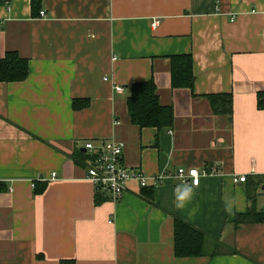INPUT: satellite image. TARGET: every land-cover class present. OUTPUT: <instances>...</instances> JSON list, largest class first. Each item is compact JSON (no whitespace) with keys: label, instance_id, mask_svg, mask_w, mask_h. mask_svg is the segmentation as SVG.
I'll list each match as a JSON object with an SVG mask.
<instances>
[{"label":"crops","instance_id":"0c3cea01","mask_svg":"<svg viewBox=\"0 0 264 264\" xmlns=\"http://www.w3.org/2000/svg\"><path fill=\"white\" fill-rule=\"evenodd\" d=\"M33 1L0 4V57L14 50L30 65L25 80L0 82V264H264V220L234 223L264 213V0H39L45 16ZM180 54L193 57L192 89L171 85ZM152 78L174 106L171 128L130 122L131 85ZM214 94H232L231 114L214 111ZM110 139L150 184L96 203L76 155ZM180 167L207 174L185 185ZM175 216L210 237L205 255L176 256Z\"/></svg>","mask_w":264,"mask_h":264},{"label":"trees","instance_id":"16d2710c","mask_svg":"<svg viewBox=\"0 0 264 264\" xmlns=\"http://www.w3.org/2000/svg\"><path fill=\"white\" fill-rule=\"evenodd\" d=\"M4 0H0V4ZM33 14L40 15V2H32ZM171 61V85L173 88H193L195 82L194 61L190 54H180L170 56ZM30 72L29 60L22 57L17 51H7L3 57H0V82H18L25 80ZM209 99L216 113L231 114L233 109L232 94H214L209 95ZM258 106L264 108V91L258 94ZM88 99H75L73 106L75 109L88 107ZM127 108L130 122L139 128H156L158 130L171 128L174 125L175 111L172 104H162L158 94V87L154 79L140 81L131 85L130 94L127 97ZM85 154L78 153L76 160L83 162L89 158ZM46 188V182L35 181L34 192L39 194ZM144 192L152 200L154 190L145 188ZM108 198L101 192H96V203H101ZM264 220V213H257L253 210H247L244 213H238L234 219L235 226L244 222H255ZM174 240L175 254L177 257H195L207 253L210 237L201 229L192 225L190 222L178 216L174 217ZM214 249L210 255L214 256L221 253L219 247L222 242L216 240ZM232 253L237 250L233 248Z\"/></svg>","mask_w":264,"mask_h":264},{"label":"built area","instance_id":"2783aa9c","mask_svg":"<svg viewBox=\"0 0 264 264\" xmlns=\"http://www.w3.org/2000/svg\"><path fill=\"white\" fill-rule=\"evenodd\" d=\"M41 16H45V10L40 11ZM158 21L154 23L157 24ZM116 91L123 93L124 88L116 86ZM126 144L123 141L110 139L96 144L94 141H88L85 144L89 158L87 160V176L94 183L96 192H101L105 197L112 200H119L125 193L128 185L136 181L142 187H148L150 177L138 168H132L124 162V151ZM207 171L201 172L198 168L180 167L176 170V176L182 184L198 186L201 177L206 175ZM209 174V173H208ZM171 175H158L156 178L161 180ZM55 178V174L53 175ZM235 182L246 181V176L234 177Z\"/></svg>","mask_w":264,"mask_h":264},{"label":"clouds","instance_id":"9594fccd","mask_svg":"<svg viewBox=\"0 0 264 264\" xmlns=\"http://www.w3.org/2000/svg\"><path fill=\"white\" fill-rule=\"evenodd\" d=\"M191 189L188 187H184L182 194L177 197L176 207L182 208L185 205V202L188 198H190Z\"/></svg>","mask_w":264,"mask_h":264},{"label":"water","instance_id":"95a60500","mask_svg":"<svg viewBox=\"0 0 264 264\" xmlns=\"http://www.w3.org/2000/svg\"><path fill=\"white\" fill-rule=\"evenodd\" d=\"M5 1L9 2L10 0H5Z\"/></svg>","mask_w":264,"mask_h":264}]
</instances>
